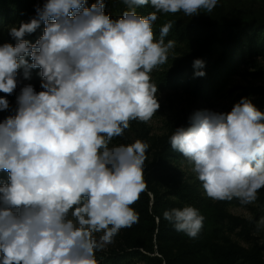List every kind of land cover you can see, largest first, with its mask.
<instances>
[{
	"label": "clouds",
	"instance_id": "obj_1",
	"mask_svg": "<svg viewBox=\"0 0 264 264\" xmlns=\"http://www.w3.org/2000/svg\"><path fill=\"white\" fill-rule=\"evenodd\" d=\"M127 2L155 11L142 16L132 8L112 19L102 0L91 7L86 0H46L36 18L11 28L15 46H0V92H14L22 67L25 78L35 68L43 77V90L24 86L16 114L0 122V171L9 173L0 186V264H99L96 252L138 222L131 205L146 188L149 145L112 141L160 107L151 73L168 61L175 41L164 39L171 22L159 39L153 23L157 13L211 12L218 0ZM41 23L34 44L23 39ZM8 108L0 97V111ZM170 145L213 200L248 205L264 188V112L247 98L227 114L197 111L189 127L175 129ZM163 216L191 238L204 226L189 205Z\"/></svg>",
	"mask_w": 264,
	"mask_h": 264
},
{
	"label": "rangeland",
	"instance_id": "obj_2",
	"mask_svg": "<svg viewBox=\"0 0 264 264\" xmlns=\"http://www.w3.org/2000/svg\"><path fill=\"white\" fill-rule=\"evenodd\" d=\"M99 0H87V7L98 3ZM104 12L112 16L118 15L115 0H102ZM177 25L207 21L212 23H229L236 21L264 22V0H218L211 12L201 10V13L187 16L183 12L175 14L165 13ZM12 27L10 25L2 31L0 45L10 40ZM184 48L177 45L169 52L168 61L154 69L151 80L157 86V98L160 104L156 114L147 122L131 121L130 126L122 136L113 139L112 144H129L141 140L149 145L144 165V180L146 171L154 163L156 154L162 146L163 139L172 135L181 120L197 103L185 88L165 89L161 79L174 68L178 59L184 57ZM228 89H232L229 98L216 100L212 107L203 108L216 112L225 108H233L242 98L249 99L254 106L263 98L264 92V56H256L249 63L242 64L237 74L228 81ZM22 85L18 84L12 94L0 92V97L9 101V108L0 111V122L14 116L18 110L17 97L21 93ZM43 90L41 87L35 89ZM205 107V106H204ZM264 112V107L262 108ZM182 170L196 175L192 171V164L178 161ZM144 189L138 200L131 207L138 213V222L129 228H123L115 237L114 242L104 247V251L122 248H153L154 255L162 259L164 264H220V256L232 252L236 260L234 264H253L255 256H260L264 264V225L259 222L264 219V188L257 193L255 202L240 205L239 201L213 200V209L204 216L203 228L197 237L191 238L184 232L177 231L172 223L167 221L163 213L172 208H183L187 204L177 198L165 201L163 192L167 187L159 181L151 183V189ZM162 195L159 202L156 197ZM144 209V211H142ZM99 235V234H97Z\"/></svg>",
	"mask_w": 264,
	"mask_h": 264
},
{
	"label": "trees",
	"instance_id": "obj_3",
	"mask_svg": "<svg viewBox=\"0 0 264 264\" xmlns=\"http://www.w3.org/2000/svg\"><path fill=\"white\" fill-rule=\"evenodd\" d=\"M118 15L112 16L105 12L112 19L120 18L125 11L134 10L137 14L147 16L155 11L149 5L133 6L127 0H115ZM46 0H0V36L3 29L13 24L20 26L36 18L37 7H43ZM87 7V0L86 5ZM157 20L153 23V32L156 39L160 37L161 27L171 22V29L165 42L175 41L177 45L184 48V57L178 59L174 68L168 71L161 79L165 89L185 88L187 93L196 100L193 109H190L181 120L179 127L190 126V117L203 108H210L212 104L220 98H229L232 89H228L229 79L237 74L242 64H247L256 56H264V22L260 21H236L229 23H212L199 21L188 23L183 26L177 25L166 16L165 13H157ZM45 25L40 24L39 28L31 34H26L23 39L34 44L44 32ZM16 40L10 36L7 43L15 46ZM5 43H2V46ZM29 64L32 63L30 56L25 57ZM200 59L204 62L202 69L194 68V61ZM197 71H203L205 75L197 76ZM25 69L18 70V84L24 86L32 85L34 89L41 87L43 77L41 69L29 70L28 78L24 76ZM263 98L259 100L256 108L262 111L264 107ZM205 106V107H204ZM232 108L218 110L216 113L227 114ZM171 134L163 139L162 146L156 154L154 163L146 171L147 190L151 189V183L159 181L167 189L163 192L165 201L170 202V198H177L179 201L197 208L200 213L208 214L214 206L211 198L207 197L202 188L201 182L196 175L188 174L182 170L178 161L188 162L178 151L172 149L170 145ZM190 163V162H188ZM9 173L0 171V186L8 182ZM144 192V191H143ZM162 195H158L156 202ZM144 211V209H142ZM264 249V246L261 247ZM151 248H122L112 251L99 250L96 252L99 264H164ZM253 264H262L260 256L254 257ZM232 252L220 256V264H234L236 260Z\"/></svg>",
	"mask_w": 264,
	"mask_h": 264
}]
</instances>
